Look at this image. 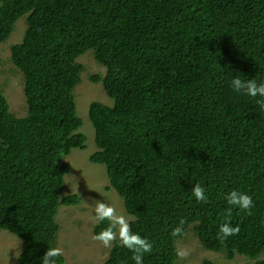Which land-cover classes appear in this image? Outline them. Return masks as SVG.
Segmentation results:
<instances>
[{
	"label": "trees",
	"instance_id": "trees-1",
	"mask_svg": "<svg viewBox=\"0 0 264 264\" xmlns=\"http://www.w3.org/2000/svg\"><path fill=\"white\" fill-rule=\"evenodd\" d=\"M24 15L11 47L24 116L0 84V230L22 239L15 264H42L59 207L80 202L63 194L64 158L86 148L74 90L89 50L106 68L91 80L113 99L89 106L98 147L90 161L105 165L107 188L136 218L132 230L153 242L144 264H177L183 237L171 232L182 219L205 248L264 264V98L231 86L235 76L264 82V0H0V42ZM197 183L207 203L192 194ZM232 190L253 197L251 214L233 207L228 217ZM228 219L241 231L222 242ZM132 255L116 242L103 264H135Z\"/></svg>",
	"mask_w": 264,
	"mask_h": 264
},
{
	"label": "rangeland",
	"instance_id": "rangeland-1",
	"mask_svg": "<svg viewBox=\"0 0 264 264\" xmlns=\"http://www.w3.org/2000/svg\"><path fill=\"white\" fill-rule=\"evenodd\" d=\"M26 27L24 15L16 22L15 29L9 38L0 42L2 57L0 84L16 116L26 114L27 104L23 74L12 62L11 47L22 41ZM78 62L83 64L84 69L81 73V82L75 87L74 92L78 114L83 120L80 131L86 134L87 140L86 148H75L64 158V162L70 166V171L65 177L63 194L76 193L80 196V202L76 205L59 207L56 219L60 230L54 247L62 248L64 264H103L114 245L111 248H104L93 239L96 225L92 223L95 200L114 201L118 205L119 212L126 216L132 215L126 212L124 200L119 193L113 188H107L109 179L105 165L90 161V156L98 150V147L95 143V128L89 118V106L93 101L113 104V99L107 95L102 82L94 83L91 76L105 74L106 68L96 60L93 50L81 55ZM178 242L189 246L192 253L183 261L177 260V264H198L205 259L212 260L215 264H253L257 260L241 254H237L230 260L221 252L209 250L200 243L192 229ZM21 247L22 239L19 236L8 230H0V264H15ZM261 258H264V252L258 259Z\"/></svg>",
	"mask_w": 264,
	"mask_h": 264
},
{
	"label": "clouds",
	"instance_id": "clouds-1",
	"mask_svg": "<svg viewBox=\"0 0 264 264\" xmlns=\"http://www.w3.org/2000/svg\"><path fill=\"white\" fill-rule=\"evenodd\" d=\"M231 86L237 93L252 98H264V82L258 83L256 79H241L239 76H235L231 81ZM258 103L264 109V99H260ZM191 191L197 201L207 203L206 189L201 184H195ZM225 199L230 206L227 209L228 217H231L233 207L239 208L241 211H247L248 214H251V209L254 207L253 197L238 190L228 192ZM93 211V224L98 225L101 222H108L105 228L93 236V239L104 248H111L118 241L120 245L133 254L132 260L135 261V264H144L145 255L153 252L154 245L148 238L132 230V223L136 218L119 212L118 205L114 201L102 202L95 200ZM184 225L185 221L182 219L179 225L172 230L171 235L173 237H186L187 232ZM240 231V227L238 225L233 226L231 220L228 219L220 225L217 238L223 242L229 237L238 235ZM191 253L192 249L187 245L178 243L175 248V256L178 261L187 259ZM61 255H63L62 248H48L47 252L41 257L42 264H57V258Z\"/></svg>",
	"mask_w": 264,
	"mask_h": 264
}]
</instances>
